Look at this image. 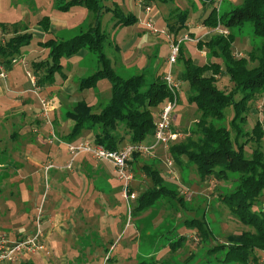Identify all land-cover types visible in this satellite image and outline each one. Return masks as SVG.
Returning <instances> with one entry per match:
<instances>
[{
	"label": "rangeland",
	"instance_id": "obj_1",
	"mask_svg": "<svg viewBox=\"0 0 264 264\" xmlns=\"http://www.w3.org/2000/svg\"><path fill=\"white\" fill-rule=\"evenodd\" d=\"M69 1L70 0H0V22L5 26V30L0 27V43L3 42V39H9L12 36L31 34L29 43L21 47V53L15 56L14 59L16 60L12 63L13 67L19 70L20 75L30 83L31 92H27L26 94V99L28 100V104L26 105L28 114L24 118L30 125L34 126L36 131L34 132V137H36L39 142L45 140L49 141L51 138L56 139V136L63 138L71 133L75 121L68 118L65 112L73 109V106L78 100H86L94 105L95 112H99L102 109V105L110 100L112 96V84L110 80L105 77L98 79L94 86L84 89L80 88L83 79L88 78L98 69L102 68V64L99 63L97 59L95 60L86 56H78L75 58L66 55L61 56L59 62L61 67L57 69L54 67L55 69L51 75V80H45L44 83L40 81L49 73L51 65L53 66V64H55L50 55L52 47L49 42H51L52 39H63L51 34L52 32H49L47 29H43V26L50 23V16H53L54 13L64 14V19L70 24L69 30L61 34L64 39H69L79 33L80 30L89 29L90 26H95L96 24V13L84 3L73 6L70 5L67 8L58 7L59 5L62 6L65 3L67 4ZM243 2L244 0H222L221 11L240 6ZM101 3L115 9L119 7L125 15H136V21L134 23L130 25H117L118 18L115 16L114 11L107 10L101 12L102 29L108 33L106 54L108 52V58L112 59L111 67L124 77L146 72L147 78L151 80L158 77L162 78V74L165 76L169 72L171 66L169 56L172 52V46L169 47V44L172 45V41L166 34L159 32L154 33L156 34L155 37L158 39V43H151L148 40V36L152 30L146 25L148 18L155 13L161 12V9L163 10V15L166 13L171 14L174 10H184L188 12L190 21L196 22L199 21L204 12L210 11L215 5L213 1L206 2L205 0H167V2L157 0L150 5L153 9L152 12L150 11L147 13L142 7L143 3L139 2L135 5V0H126L125 3H123L122 0H102ZM46 16L49 17L46 19ZM110 18H113V20L115 19V27L108 23V19ZM16 24L17 32L13 29ZM154 24L159 29H167L172 36L177 35L170 30V27L164 19L159 22H154ZM214 30L215 32H220L215 28ZM223 30L226 29L223 28ZM43 31H46L47 34H45L44 37L39 36ZM185 31H187L186 27L180 29L179 36H182ZM227 31L235 34L233 43L235 55L239 57H249L250 52L253 50V41H251V38L254 36L251 23L246 22L240 27L227 29ZM135 32L142 35V38L135 44V49L139 50L142 48L146 53H150L151 57H144L137 68H131L129 63L124 61L116 64L115 58H112L113 56L109 53L110 45H115L117 42L123 45ZM192 47L190 42L186 41L183 43L182 48L185 57H188L189 51L187 49ZM22 51H27L28 54L25 55ZM153 51L155 56L152 54ZM192 55L195 59L200 58V53L196 51L194 47ZM154 57L157 61L154 60L155 62L151 63L150 61L153 60ZM201 60L203 61L202 58ZM220 60L222 59L220 58ZM40 62H46L48 65L47 67L42 65L39 68L40 70L37 71L35 64ZM149 63L150 67L153 69H148L146 71L141 70ZM141 66L142 68L138 69ZM179 66L182 67V62L178 59L173 64L172 70L173 77L180 80L181 88L178 95V103L171 119L172 126L180 133L177 142L184 141L188 136H193L194 138L199 136L192 131L199 118V112L197 110V105L194 102H190L189 83L179 78ZM222 69H225L224 65H222ZM164 76L162 79H164ZM216 79L220 89L227 92H232L236 89L229 74L224 71L220 72ZM65 81L69 82L71 89H73V91L70 92L71 95L68 96L69 92L66 93L64 90L59 93L58 96L44 93L45 91L48 92L49 85L63 83ZM182 82L184 83L182 84ZM42 98H45L50 106L49 118L43 116ZM235 98L240 100L242 95L236 92ZM19 101L21 102V100L17 99L15 103ZM166 102L167 100L153 108L157 120ZM11 104H13V102H11ZM248 105L249 110L246 113L247 119L244 124L245 131H252L258 122L262 124L264 129V94L258 95L255 99L251 100ZM234 116V107L230 106L226 108V118L218 120L217 122L224 124L226 121L227 124L231 122ZM11 122H15V119H11L9 124H11ZM63 122L65 123L62 125ZM6 126L8 127L7 123ZM37 128H39L38 131ZM50 130L55 134L49 133ZM232 136L235 138L236 133L232 132ZM94 137L95 133L93 130H84L82 135L72 143L80 144L87 139L94 140ZM247 138V135L243 136L240 143H244ZM15 141L16 140H14V142ZM262 142L264 144V136ZM160 146L162 147L163 145H159L158 147ZM253 148L254 142L248 140L244 145L246 157L252 156ZM166 150L168 153L163 152V155L160 156L162 161H158V166L163 163L162 166L165 169L168 168L167 161L169 157L172 158L169 148ZM155 152L156 150L154 153ZM154 153L141 155L149 156ZM172 159L174 160V164L172 165L174 171L169 174L170 176L168 175L171 181H167L175 185L180 194L184 196L185 200L183 203L179 200L171 201L163 199L155 208L151 207L148 210L134 215L132 220L127 221L128 213L130 214L129 207L125 199H122V207L120 210L117 211V213L112 212L111 214L120 215V217L123 216V218L125 216V220L128 224L127 227H125V224L121 223L119 230L112 238H109V235H107V233L105 234V231L103 232L101 229L103 227V222L104 225L109 224V217L105 216L104 209L101 205H95L93 207V219H88L90 214L85 215L89 224L86 225L82 222L77 226L79 237L74 238L73 236H68L67 240L69 243L63 240L61 244H59L60 247L58 245L60 249L63 248L64 252L67 251L68 260L63 262L52 260L51 251L49 248H45L38 253L24 252L19 260L13 262L0 261V264H24L22 263L23 260H30L32 262L30 264H138L140 261L152 259V257L157 259L159 263L163 261L166 264H219V261L215 260L214 257L209 259L205 254L204 248H209L210 246L214 247L219 243L227 242L226 240L229 235L239 234L244 230L250 229L249 226L245 225L233 214L230 207L221 199L222 194L227 193L228 190L235 188L237 185L235 175L232 174V179L228 181L218 180L213 177L203 181L198 175L195 165H186L184 172H182L184 179L182 180L179 165L174 158ZM183 161L188 163V158L183 157ZM147 182L150 183L149 178H147ZM133 185L136 188L137 198L140 197L147 187L146 184H141L139 181H134ZM15 188L17 190L13 189V191L0 192V232L7 233L13 240L23 238L29 233L25 231L26 233L19 237L15 234V229L9 231L6 226H2L9 218L14 216L11 215L12 209L14 211L29 209L31 216L28 217L30 221L28 223H32L34 220L32 223L34 229L37 225L35 221V216L37 214V208H35L36 198L31 197L30 202H27L26 199H23L22 192L18 190L17 186ZM42 191H46V188L40 187L38 184L36 192L41 195L43 194ZM132 202L133 205L138 204L137 200H132ZM262 203L264 204V195L262 196ZM20 215H22V219L18 217V219L14 220V227H21L23 225V217L25 215L23 213ZM94 217H97V219L94 220ZM202 219L209 222L208 225L214 233L210 234L206 242H202V236L200 235ZM194 220H196V222H194ZM123 226L125 229H123ZM41 228L42 231H44L43 226ZM17 231L19 232L21 230ZM113 231L116 230L112 229V232ZM180 236H185V239L177 242ZM111 240L112 244L110 243ZM98 251L100 254L96 255L95 252ZM42 252L46 255L49 262L42 259ZM107 252L109 253L106 254ZM62 254L63 251L61 255ZM53 255V257L61 256L57 254V251H54ZM260 263L264 264V252L260 255Z\"/></svg>",
	"mask_w": 264,
	"mask_h": 264
},
{
	"label": "trees",
	"instance_id": "obj_2",
	"mask_svg": "<svg viewBox=\"0 0 264 264\" xmlns=\"http://www.w3.org/2000/svg\"><path fill=\"white\" fill-rule=\"evenodd\" d=\"M101 1L70 0L67 4L58 6L67 8L70 5L84 3L96 13L97 21L95 26L80 30L78 34L69 39H52L53 43L49 42L52 47L50 55L55 64L51 65L49 73L40 81L44 83L45 80H51L54 67L56 69L61 67L59 62L63 55L71 56L82 48H87L96 54L102 68L83 79L80 88L94 86L98 79L105 77L112 84V96L102 105L99 112H95L93 105L86 100H79L73 109L66 112V116L73 119L75 125L71 133L62 139L67 143H72L82 135L84 130L96 128L94 141L115 150L123 147L122 143L126 140L129 143L151 142L148 139H154L157 124L153 108L165 100L172 99L173 92L166 81L160 77L151 80L147 78L146 73L124 77L111 67V59L106 54L108 33L102 29L101 12L114 11L118 18L117 25H130L136 21V16L125 15L119 7L111 8L102 4ZM145 1L151 3L157 0ZM158 1L167 2V0ZM208 1L214 2L215 0ZM171 15L167 23L170 30L177 34L185 27L188 12L174 10ZM246 22L251 23L256 40L253 42V50L249 57L235 55L233 50L235 34L233 32L228 34L215 32L208 41L199 40L197 45L200 49L206 48L210 58H221L223 64L212 61L205 64L195 63L192 57L183 55L182 46L178 58L183 64L179 78L189 83L190 102L197 105L199 112V118L192 129L193 133L199 136L197 138L188 136L184 141L172 143L169 146V152L178 165H195L203 181L212 177L228 181L234 174L237 185L222 194L221 199L241 222L250 227L239 234L229 235L227 242H218L219 244L214 247L204 248L209 259L214 257L219 264H261L260 255L264 252V204L262 203L264 129L260 122L250 132L244 129L246 113L249 110L248 103L258 95L264 94V0H244L242 5L224 11L213 7L203 20L208 27L216 28L221 25L226 29L240 27ZM0 27L5 30L1 22ZM44 27L49 28L48 24ZM13 29L17 32V24ZM30 36L31 34H19L1 42L0 56L4 58V62L10 64L13 58L21 53V47L29 43ZM42 65L47 67L48 63L40 62L35 64V67L40 68ZM222 65L225 69H222ZM223 71L229 74L236 86L232 92L222 90L217 85L216 77ZM236 92L242 95L240 100L235 98ZM230 106L234 107V118L227 124L226 121L224 124L218 123V120L226 118V108ZM232 132L236 133L235 138ZM245 135L248 136L247 140L240 143ZM248 140L254 142L251 157H246L244 152V145ZM141 156L140 152H135L130 163L142 162L143 165L139 169L150 179V183L140 197L136 198L138 204L132 208L133 215L151 207L155 208L163 199L179 200L183 203L184 196L180 194L175 185L165 179L158 163H148ZM183 157L188 158V163L183 161ZM208 224V221L202 219L200 232L202 242H206L210 234H214ZM184 239L185 236H180L177 242ZM138 264L166 263L163 261L159 263L152 257Z\"/></svg>",
	"mask_w": 264,
	"mask_h": 264
},
{
	"label": "crops",
	"instance_id": "obj_3",
	"mask_svg": "<svg viewBox=\"0 0 264 264\" xmlns=\"http://www.w3.org/2000/svg\"><path fill=\"white\" fill-rule=\"evenodd\" d=\"M125 1L126 0H122L123 3H125ZM137 3H139V1L135 0V5ZM140 3H143V8L145 5L152 4V2L146 3L145 0H142ZM211 10L204 12L199 21L196 22L190 21L188 17L185 24L187 31H185L182 36H179V30L177 35L174 36L176 39L184 38L181 46L186 41L190 42L194 49L200 53V58L195 59L192 55L193 47L187 49L189 51L188 57H192L193 61L198 64H205L209 61L222 63L220 58H210L207 49H200L197 45L199 40L208 41L211 38V35L215 33L214 28L208 27L203 23V20L209 15ZM48 17L49 16H46L45 18ZM171 17V14L166 13L163 15V10L161 9V12L155 13L149 18H153L154 22H159L164 19L167 23V20ZM115 22L116 21L115 19L113 20V18L108 19V23L114 25V27L116 26ZM48 26L49 28L47 30L52 32L51 34L63 39L64 37L61 34L68 31L70 28V24L64 19V14L62 13H54L53 16L51 15ZM44 28L45 27L43 26V29ZM43 32L39 34V36L44 37L45 34H47L46 31ZM155 35L156 34L150 31L148 40L151 43L157 44L158 39ZM185 36H188V39H185ZM141 38L142 35L135 32L123 45H120L118 42L115 43V45H110L109 53L113 56L112 58H115L116 64L124 61L128 62L131 68H137L144 57H151L150 53H146L142 48L139 50L135 49V44ZM253 38H251V41L254 42ZM6 40L8 39L6 38L2 41L5 42ZM169 47H171V44H169ZM22 52L25 55L28 54L27 51ZM182 53L185 56L183 50ZM152 54L154 55V51ZM78 56H86L98 60L96 54L87 48L80 49L76 54H73L70 57L75 58ZM154 60L157 61L154 57L150 62L154 63ZM13 61L14 58L10 64L6 63L4 62V58L0 56V64L6 68L8 73L7 77L0 76V192L13 191L17 186L18 190L22 192L23 199H26L27 202H30L31 197L36 198L35 208L43 203L44 216L41 227L43 226L44 228L43 239L46 248H49L51 251L52 260L63 262L68 260V254L66 250V252H64L63 248H59V244H61L63 240L69 243L67 240L68 236H73L74 238L79 237L77 226L82 222L86 225L89 224L85 215L90 214L88 219L92 220L93 207L95 205H101L104 209L105 216H108L110 219L109 224L104 225L103 222V227L101 228L103 232L105 231V234L107 233V235H109V238L115 236L121 223H124L125 227H127V221L132 220L134 215L132 212L130 214L128 213L126 221L125 216L123 218V216L120 217V215L111 214L112 212L117 213V211L120 210L122 207L121 201L122 199H125L123 182L118 177L113 163L106 160H97L88 154H80L74 159L72 166L68 167L70 152L67 143L63 141L62 137L56 136V139L51 138L49 141H37V138L34 137V132H36L34 126L30 125L24 118L28 114V109L26 107L28 100L26 99V94L27 92H31V86L29 85L30 83L20 75L19 70L13 67ZM179 61L181 62L180 59ZM142 66L138 69H141ZM148 69H153L150 67V63L141 70L146 71ZM182 69L183 64L182 67L179 66V75L181 74ZM39 70L40 69L37 68V71ZM163 76L164 74H162V78ZM183 83L184 82H182V84ZM63 90L66 93L69 92L68 96L71 95L70 92L73 91L69 82L65 81L63 83L49 85L48 92L45 91L44 93L58 96ZM17 99L21 100V102L19 101L18 103H15ZM11 102H13V104H11ZM89 104L93 105L91 103ZM11 119H15V122L9 124ZM6 123L8 124V127L6 126ZM64 123L65 122H63L62 125ZM38 129L39 128H37V131ZM92 130L94 133L96 132V128ZM49 133L55 134L52 130H50ZM14 140L16 141L14 142ZM148 141H153V138H149ZM127 143H129L128 140L124 141L122 146ZM166 149L168 148L160 146L156 149V152L153 155H142L141 157L148 163H158L159 160L162 161L160 156L163 155V152L168 153ZM162 164H160V168ZM141 165H143L142 162L139 164L130 163V168L133 173L130 188L133 189L134 192H136V188L133 185L134 181L146 184V189L149 186L147 176L139 169ZM184 166L179 165L182 180H184L182 172H184V169L186 168V165ZM167 167L168 168L165 169L162 166V174L166 180L171 181L168 177L170 176L169 174L174 171V167H169L168 165ZM38 184L40 187L46 188V191H42L43 194L41 195L36 192ZM125 201L127 202L126 199ZM133 206L132 202V208ZM29 212V209H19L18 211L12 209L11 215L14 216L9 218L2 226H6L9 231L15 229V234L19 237L26 232L31 233L34 229L32 225L34 220L32 223H28L30 222L28 217L31 216ZM21 213L25 215L23 217V225L21 227H14V220L18 219V217L19 219H22V215H20ZM95 219H97V217H94V220ZM125 227L123 229H125ZM112 229H115L116 231L112 232ZM17 230L21 231L18 232ZM110 243L112 244V240ZM54 251H57V254L59 255H61L63 251V254L60 257H53ZM108 253L109 252L106 254ZM95 254L99 255L100 252H95ZM41 255L42 259L49 262L43 252ZM22 263L30 264L32 262L30 260H23Z\"/></svg>",
	"mask_w": 264,
	"mask_h": 264
},
{
	"label": "built area",
	"instance_id": "obj_4",
	"mask_svg": "<svg viewBox=\"0 0 264 264\" xmlns=\"http://www.w3.org/2000/svg\"><path fill=\"white\" fill-rule=\"evenodd\" d=\"M142 2V0H138ZM209 2L208 0H206ZM222 0H215L214 7L218 10L221 8ZM144 9L147 13L152 10L150 5H145ZM146 25L151 28L153 33H164L166 34L172 41V52L169 56L170 62V70L164 76V80L166 81L168 87L173 92V98L168 99L165 103L162 111L160 112L159 119L157 120L154 139L151 142H140V143H128L125 146L118 149H109L105 146L96 143L92 139H87L82 141L80 144L75 143H67L69 152H70V161L68 163V167H71L74 159L82 154L86 153L97 160H106L113 163L118 177L123 182V191L125 199L127 200L129 212H132V200L137 198L136 192L130 191V183L133 179V173L130 169V161L133 159V155L135 152H140L141 154H152L157 149L159 145H163L165 148H169V146L176 142L180 136V133L174 129L171 124V119L174 113V109L178 103V95L180 92L181 82L178 79L173 77V64L178 60L180 54L181 43L184 38L176 39L172 34H170L167 29H159L155 26L153 18H149L146 21ZM223 26L219 25L215 29L220 31L221 33L228 34L229 31L223 30ZM185 39H188V36H185ZM15 61V59H14ZM8 73L6 68L2 64H0V76L7 77ZM42 112L43 116L49 118V110L50 106L47 103L45 98H42ZM168 165L172 166L174 164V160L169 157ZM44 209L43 203H41L37 207V214L35 216V221L37 223L35 229L26 235L23 238L15 239L9 237L7 233L0 232V261L1 262H13L19 260L20 256L24 252L28 253H38L46 248V244L43 239V231L41 228V223L43 219Z\"/></svg>",
	"mask_w": 264,
	"mask_h": 264
}]
</instances>
